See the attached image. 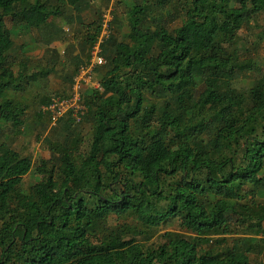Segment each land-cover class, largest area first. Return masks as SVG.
I'll use <instances>...</instances> for the list:
<instances>
[{
	"label": "trees",
	"instance_id": "trees-1",
	"mask_svg": "<svg viewBox=\"0 0 264 264\" xmlns=\"http://www.w3.org/2000/svg\"><path fill=\"white\" fill-rule=\"evenodd\" d=\"M91 2L0 0V264H264V0H116L88 113L53 125Z\"/></svg>",
	"mask_w": 264,
	"mask_h": 264
},
{
	"label": "rangeland",
	"instance_id": "rangeland-1",
	"mask_svg": "<svg viewBox=\"0 0 264 264\" xmlns=\"http://www.w3.org/2000/svg\"><path fill=\"white\" fill-rule=\"evenodd\" d=\"M94 9H102V16L100 17L99 22L97 21L96 16H93L92 21L93 22H88L86 24H83L80 28V33L81 35H86L89 38V43L87 46V50L83 56V64L86 62L87 57L91 51V47L92 45H94V42L96 41H92L91 38L93 37V34L95 32L96 27L99 25V23H101L103 16L105 15V13H107L108 11L112 10V14L114 17V5L116 4V0H91ZM117 1H124V0H117ZM78 2V0H59V5L66 9L67 11H72L74 5ZM112 3V5H110ZM123 8V6H122ZM105 11V12H104ZM72 13V12H71ZM91 16V15H90ZM67 29V27H66ZM126 29H128L127 26H125V31ZM85 32V33H83ZM96 33V32H95ZM252 34V38L251 35ZM245 36H248L251 38V40H256V38H254L253 33H248L245 34ZM37 38V34L35 35V39ZM243 35L240 37V39L242 40ZM33 39H29V41L34 42L35 40ZM264 40V39H263ZM72 43V44H71ZM69 44L74 45L75 41L69 37L68 35V39L62 44H60L59 46L56 47L57 51L63 55L66 56L68 55V46ZM35 45L36 43H32L28 46V48L26 49V52H33L35 49ZM75 46V45H74ZM77 50L79 51V47L76 44ZM257 56L255 57V62L256 64H258V66H261L262 64V58L264 57V42L262 45V49L256 54ZM60 83L59 78H52L50 81V92L52 93V90L54 89V87ZM35 125V124H34ZM24 132L23 134L19 137V140L17 142V148H18V153H16L17 155L20 153V151H22V154L25 156H32L33 157V161H34V157H38L40 155V144L37 141V131H34L33 128H29L28 126H25L24 128ZM49 129H46L43 132H39L42 136V140L43 138H45L47 136ZM94 130H89L90 134H93ZM88 138H90V136H88ZM40 180V176L37 174L36 172V166L33 167L32 171L30 172V174L25 178V182L29 183V184H36L38 181ZM263 199V198H262ZM255 243L258 245V249L260 252L264 251V245L262 243H259L256 239H254Z\"/></svg>",
	"mask_w": 264,
	"mask_h": 264
},
{
	"label": "built area",
	"instance_id": "built-area-1",
	"mask_svg": "<svg viewBox=\"0 0 264 264\" xmlns=\"http://www.w3.org/2000/svg\"><path fill=\"white\" fill-rule=\"evenodd\" d=\"M113 20L112 10L103 16L101 35L92 45L85 64L78 69L74 76L69 97H54L48 107L42 108L43 113L50 115L53 125H56L58 120L64 118L67 114H71L76 123H81L83 117L88 113L83 97L87 91L98 88L93 79V72L95 68L106 64L105 58L101 55L100 47L110 35V24Z\"/></svg>",
	"mask_w": 264,
	"mask_h": 264
},
{
	"label": "crops",
	"instance_id": "crops-1",
	"mask_svg": "<svg viewBox=\"0 0 264 264\" xmlns=\"http://www.w3.org/2000/svg\"><path fill=\"white\" fill-rule=\"evenodd\" d=\"M96 28H97V27H96ZM95 32H96V29H95ZM95 32H94L93 36L95 35ZM83 33H85V32H83ZM91 40H92V38H91Z\"/></svg>",
	"mask_w": 264,
	"mask_h": 264
}]
</instances>
